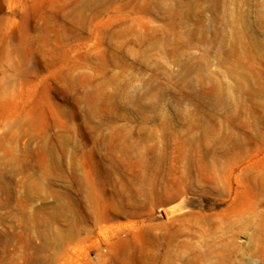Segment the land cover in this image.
I'll list each match as a JSON object with an SVG mask.
<instances>
[{
	"label": "rangeland",
	"instance_id": "obj_1",
	"mask_svg": "<svg viewBox=\"0 0 264 264\" xmlns=\"http://www.w3.org/2000/svg\"><path fill=\"white\" fill-rule=\"evenodd\" d=\"M0 264H264V0H0Z\"/></svg>",
	"mask_w": 264,
	"mask_h": 264
}]
</instances>
